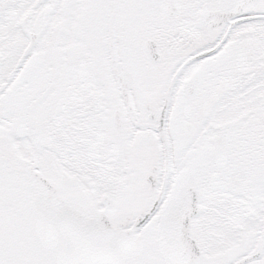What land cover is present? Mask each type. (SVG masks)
Returning a JSON list of instances; mask_svg holds the SVG:
<instances>
[{
	"label": "snow or ice",
	"instance_id": "obj_1",
	"mask_svg": "<svg viewBox=\"0 0 264 264\" xmlns=\"http://www.w3.org/2000/svg\"><path fill=\"white\" fill-rule=\"evenodd\" d=\"M0 264H264V0H0Z\"/></svg>",
	"mask_w": 264,
	"mask_h": 264
}]
</instances>
